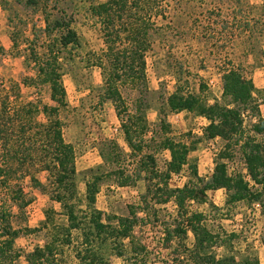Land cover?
I'll return each mask as SVG.
<instances>
[{"label":"rangeland","instance_id":"374dc122","mask_svg":"<svg viewBox=\"0 0 264 264\" xmlns=\"http://www.w3.org/2000/svg\"><path fill=\"white\" fill-rule=\"evenodd\" d=\"M55 1L59 6L54 4ZM98 1L103 0H38L37 5L29 7L24 0H0V44L4 49L0 53V96L6 92L12 95L9 86L16 82L19 84L20 101H32L40 106L54 105L46 85L35 88L25 86L21 81L35 75L32 60L37 54L44 58V51L52 39L45 32L44 15L50 23L56 17L66 21L71 18L78 42L62 49L59 59L66 92V106L60 110L63 137L75 152L81 216L88 217L91 210H97L101 212L103 221H107L108 218L126 216L128 205L136 204L143 188L140 185L118 187L112 177H103L115 166L131 172L135 162L129 157L130 150L123 140L113 105L101 98L103 76L95 64L105 50V44L99 25L88 9L90 3ZM263 8L264 0H179L177 6L171 3L167 18L158 19L160 28L153 34L151 47L145 53L144 81L118 84L125 105L130 110L140 105L145 111L149 126L145 141L148 151L154 153L159 169H163L169 159L168 152L157 146L162 136L159 129L161 121L169 128L167 136L195 147L188 154L182 170L176 173L179 176L177 180H172L175 175L172 174L170 187H201L210 177L215 156L223 147L218 139L202 138L201 127L203 122L206 124L205 120L193 113L169 110L167 99L176 89L197 93L210 104L215 101L223 103L220 71L233 66L252 81L253 96L259 105L257 115L243 114L245 132L249 133L253 123L264 119V34L254 33L248 40L239 28L244 20L253 17L262 20ZM233 13L236 14L234 20ZM200 85L204 87L201 93ZM39 119L43 120V116L40 115ZM152 136L154 141L149 142ZM258 137L264 141V134ZM113 142L119 147V154L112 150ZM225 162L229 175H248L238 153ZM97 165H101L98 171ZM38 177L42 182L46 181L45 172H40ZM96 177H101V181L97 184L93 207H90L85 204L86 183ZM245 180L250 183V178ZM21 185L29 204L23 210L13 206L11 220L15 228L22 229L15 248L20 254L18 264H25L27 253L47 241L41 227L46 212L55 211L54 222L63 223L64 218L58 214L59 204L31 187L28 178ZM205 194V203L191 202L187 209L203 213V222L208 229L219 235L217 243L210 249L212 254L222 256L230 251L238 261L249 256L264 264V209L259 205L250 207L243 204L226 208L225 191L221 189ZM176 213L173 203L154 206L146 214L139 212L138 216L143 219L134 228L133 236L145 247L147 257L144 264H191L181 243H165L166 229L175 225ZM79 241L74 238L73 246ZM192 244L193 236L188 232L186 245L190 248ZM110 254L106 252L104 255L107 263L122 264L120 258ZM56 259L58 264H77L72 246L58 253Z\"/></svg>","mask_w":264,"mask_h":264},{"label":"trees","instance_id":"16d2710c","mask_svg":"<svg viewBox=\"0 0 264 264\" xmlns=\"http://www.w3.org/2000/svg\"><path fill=\"white\" fill-rule=\"evenodd\" d=\"M178 2L103 0L88 6L105 44V50L95 64L103 76L101 98L113 105L123 140L130 150L129 157L135 162L131 172L115 166L103 177H112L118 187L140 185L143 188L136 204L128 205L126 216L108 218L107 221H103L101 212L97 210H91L88 217L81 216L75 152L73 146L64 140L63 121L60 119V110L66 106V92L59 59L62 49L78 42L77 33L71 26V18L66 21L56 17L50 23L44 15L45 32L52 39L44 51V58L36 53V58L32 60L35 75L24 77L21 83L35 88L46 85L54 105L40 106L32 101H20L19 84L16 82L9 86L12 95L6 92L0 96V264H18L20 258L15 241L22 229L15 228L11 219L13 206L23 210L29 204L21 185L25 178H28L31 187L59 204L58 214L64 218L63 223H57L53 219L55 211L46 212L41 227L47 241L27 253L25 264H58L57 254L70 246L77 264H109L104 256L106 252L120 258L122 264H144L147 257L145 247L137 243L133 236L134 228L143 219L138 214H146L154 206L169 203L174 204L177 213L175 225L166 229L165 243H181L188 253V263L260 264L256 257L249 256H243L238 261L230 251L222 256L212 254L210 249L217 243L219 235L208 229L203 222V213L187 209L188 203H205L207 191L220 189L225 191L226 208L243 204L250 207L259 205L264 209V141L258 137L264 134V119L253 123L249 133L243 127L244 113L257 115L259 112L252 81L240 69L231 66L220 71L223 103L215 101L210 104L197 93H185L178 89L167 99L170 111L193 113L206 121L201 127L203 139H218L223 143L215 156L212 173L201 187H170L172 174L182 170L188 154L195 147L167 136L169 128L161 121L159 129L162 136L157 146L168 152L169 159L165 161L164 168L159 169L155 155L148 151L145 141L149 128L145 111L140 105L130 110L118 88L119 83L129 81L139 84L144 81L145 53L151 47L153 34L160 28L157 21L165 20L171 3L177 6ZM24 4L33 7L38 0H24ZM54 4L59 6L58 1ZM232 18H236L235 13ZM239 28L248 40L254 33L264 34V13L262 20L254 17L244 20ZM3 51L0 44V53ZM203 90V85H200V93ZM40 115L43 120L39 119ZM153 139L152 136L149 142ZM112 150L120 153L114 142ZM234 153L242 158L250 183L240 174H228L225 160L233 158ZM100 169L101 165H97L96 171ZM40 172L46 173L45 182L39 179ZM100 181L101 177H96L86 183L85 204L90 207H93ZM188 232L193 236L190 248L186 245ZM74 238L80 241L73 246Z\"/></svg>","mask_w":264,"mask_h":264},{"label":"built area","instance_id":"2783aa9c","mask_svg":"<svg viewBox=\"0 0 264 264\" xmlns=\"http://www.w3.org/2000/svg\"><path fill=\"white\" fill-rule=\"evenodd\" d=\"M115 131L117 130V128H115L114 129ZM178 174H175V175H173V177H172V180H177L178 179ZM244 179H249V176L248 175H246L245 177H243Z\"/></svg>","mask_w":264,"mask_h":264},{"label":"crops","instance_id":"0c3cea01","mask_svg":"<svg viewBox=\"0 0 264 264\" xmlns=\"http://www.w3.org/2000/svg\"><path fill=\"white\" fill-rule=\"evenodd\" d=\"M202 120H204V119H202ZM203 125H205V122L202 123V126H203Z\"/></svg>","mask_w":264,"mask_h":264}]
</instances>
